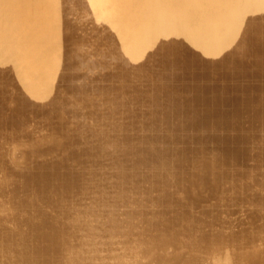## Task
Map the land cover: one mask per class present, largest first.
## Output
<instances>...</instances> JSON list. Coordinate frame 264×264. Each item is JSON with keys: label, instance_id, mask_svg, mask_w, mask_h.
<instances>
[{"label": "bare ground", "instance_id": "bare-ground-1", "mask_svg": "<svg viewBox=\"0 0 264 264\" xmlns=\"http://www.w3.org/2000/svg\"><path fill=\"white\" fill-rule=\"evenodd\" d=\"M263 190L264 0H0V264H264Z\"/></svg>", "mask_w": 264, "mask_h": 264}, {"label": "rangeland", "instance_id": "rangeland-1", "mask_svg": "<svg viewBox=\"0 0 264 264\" xmlns=\"http://www.w3.org/2000/svg\"><path fill=\"white\" fill-rule=\"evenodd\" d=\"M239 56L241 57V55H239ZM13 66L16 67L15 65H12V67H13ZM213 71H214V72H213ZM217 71H218V70H216V72H215V69H214V70L212 69V71L209 73V75L212 74V76H210L211 79H213V76H214V75H216V76H214V79H216V78L219 77V76H222V78H220V81L223 82V85L225 84L224 86H225V88H227V87H226V82H225V81H226V77H227L226 74H225V73L221 74L219 71H218V72H217ZM216 73H217V74H216ZM224 74H225V77H223ZM215 77H216V78H215ZM214 79H213V80H214ZM224 80H225V81H224ZM9 86H10L11 88L14 87V85H12V84L9 85ZM12 86H13V87H12ZM12 105H14V103H12L11 106H12ZM38 118H39V117H38ZM38 118H33V116L31 115V119H32V120H30L29 123H28V124L31 126L30 128H32V124H33V127H34V126L37 127V126L40 125V123H41V121H42V117H40L39 119H38ZM33 119H34L35 121H34ZM38 120H39L40 123H38ZM36 123H37V124H36ZM44 130H47V129H44ZM33 136H34V138H35V135H33ZM33 136H32V137H33ZM262 193H264V190L262 191ZM233 210H236V211H233ZM222 211H223V212H222ZM246 211H247V212H246ZM220 212H221V215H223V216L228 215L229 219H231L233 223H238V222H239L238 220H240V219H244V218H248V219H249V217H250V219H252L251 214H250L249 217H244V216L247 215V213H249L248 210L239 211V210H237L236 208H234L233 205L231 206V209H230V208H229V209H221ZM243 212H244V213H243ZM226 213H228V214H226ZM224 214H225V215H224ZM233 216H235V217H233ZM238 217H239V218H238Z\"/></svg>", "mask_w": 264, "mask_h": 264}]
</instances>
